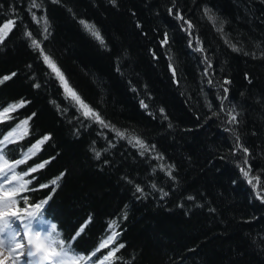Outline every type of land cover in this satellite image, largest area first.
<instances>
[{
	"label": "trees",
	"instance_id": "trees-1",
	"mask_svg": "<svg viewBox=\"0 0 264 264\" xmlns=\"http://www.w3.org/2000/svg\"><path fill=\"white\" fill-rule=\"evenodd\" d=\"M35 4L0 0V157L23 218L78 264H264V0Z\"/></svg>",
	"mask_w": 264,
	"mask_h": 264
},
{
	"label": "snow or ice",
	"instance_id": "snow-or-ice-1",
	"mask_svg": "<svg viewBox=\"0 0 264 264\" xmlns=\"http://www.w3.org/2000/svg\"><path fill=\"white\" fill-rule=\"evenodd\" d=\"M33 7H38V5L35 4V0H33ZM207 13V10H206ZM35 19V16L33 17ZM182 19V17H181ZM209 19H213L211 16H209ZM15 21L14 20H8L7 22L3 23L2 26H0V41H2L5 37V35L7 34L8 31L12 30V27L14 26ZM81 24L84 26V28L89 31L97 40L100 41L101 44L104 43L103 38L100 34V32L95 28L94 25L92 24H88L85 21H81ZM189 28L192 27V25L189 23L188 24ZM45 31H47V28H45ZM29 37H31V34L28 33ZM32 45L33 47L39 49L40 48V44L36 41V40H32ZM200 50V49H197ZM234 50H237L234 48ZM42 52V50H41ZM43 55V52H42ZM43 59L45 61L46 64H48V66L50 67V69L56 73L57 77L63 81L64 84V88H65V92L69 94V96L75 100L76 103L80 104L81 108L86 109V111L84 112V115L87 117L89 115H91L92 117H95L96 120H98L100 123H103L102 120H100L99 115L97 113H95L93 110H91L90 108H88V106L80 99V97L75 93L74 90L71 89V87L67 84V81L64 80L63 74L60 72V70L56 67L54 61L51 60V58L47 55H43ZM14 75V74H13ZM5 80L10 79V77H4ZM2 82V81H0ZM227 83V81H226ZM225 91H227V89H225ZM15 107V106H13ZM7 111H11V109H6ZM236 117L233 116L232 120H235ZM25 123H27V121H25ZM118 135H123L122 133H118ZM7 139V138H5ZM48 137H45L44 140H47ZM44 141H40V143H43ZM137 143L140 144V146L143 148L144 145L142 142L137 141ZM38 147V145L36 146ZM244 151L246 152L247 149H244ZM17 163H20L19 161ZM245 163H247V161H245ZM40 167H43V165H40ZM33 171H35V169H33ZM241 171L244 173L245 176L248 175V172L245 171L244 169H241ZM4 169L3 167H0V173H3ZM3 179L8 182L11 183V180H9L7 178V175L5 174V176L3 177ZM251 183V181H249ZM53 184L56 183V181L54 180L52 182ZM0 188H2V185H0ZM138 191H141L140 189H137ZM17 190L15 188H13L11 191L9 192H5V191H0V250H2L6 244L8 246V250L9 252H13L18 248H23L24 244L19 243L17 241V237L20 235L19 231L17 230V227H15L14 225L16 224V220H18L20 218V209L17 208L15 211L11 210V202L13 200V197L16 195ZM166 195V193H165ZM191 199V197H190ZM264 202V201H262ZM36 208H40L41 205H35ZM27 215L32 218L35 219L36 214L35 213H27ZM9 217H14L15 219L10 220ZM115 223V222H113ZM23 228H24V237L28 239V243L29 245H31V247H29L26 255L27 257H34L36 258L34 261H31L30 264H40L41 261H48V264H52V257H57L59 256V253L55 251V249L52 248V242H42L41 238H40V234L38 232L33 233L32 236H29V233L33 232V229L31 227V223H25L23 224ZM52 230L55 231V226H52ZM116 236V233H113L112 236L109 237L108 241H105L104 243H102L100 245L101 248L106 247L112 240H114ZM61 244L63 243L62 241L60 242ZM119 247H123V245H120ZM33 248L35 250H33ZM119 249H116L115 251H118ZM115 251L109 253L108 256H106L104 259H110L112 256L115 255ZM23 255V253H22ZM80 259H84V257H80ZM90 259V257H89ZM0 264H6V262L4 260H0Z\"/></svg>",
	"mask_w": 264,
	"mask_h": 264
},
{
	"label": "rangeland",
	"instance_id": "rangeland-1",
	"mask_svg": "<svg viewBox=\"0 0 264 264\" xmlns=\"http://www.w3.org/2000/svg\"><path fill=\"white\" fill-rule=\"evenodd\" d=\"M61 86L63 88V90L65 91L64 88V84L63 81H61ZM66 93V92H65ZM67 95H69L68 93H66ZM0 167H3L4 172L0 173V185H2V188H0V191H5V192H9L11 191L13 188H15L17 191H19L20 189H23L25 187V184L23 183H19V182H13V177L10 176V174L6 173V164L3 162L2 158H0ZM5 174L7 175V178L9 180H11V183L6 182L3 177L5 176ZM11 210L15 211V205L13 203V201L11 202ZM23 214L22 212H20V218L18 220H16V224L14 225L15 227H17V230L19 231L20 235L17 237V241H19V243H22L25 245L26 241L28 240L27 238L24 237V228H23V224L25 223H31V227L33 229L32 233H29V236H32L33 233L38 232L40 234V238L42 242H52V248L53 247V241L52 238L49 237L48 232H50V227L47 223L41 222L39 220H35V219H26L23 218V216L21 215ZM10 220L15 219L14 217H9ZM24 220H26V222H23ZM22 252H20L18 249L16 251L13 252H9L8 250V246L6 244V246L0 250V260H4L6 262V264H27V261H24L21 259V257H19V255L23 253L24 255V251H25V246L22 248ZM52 264H78V261H71L67 256L59 254V256L57 257H52ZM41 264H48V261H41Z\"/></svg>",
	"mask_w": 264,
	"mask_h": 264
},
{
	"label": "bare ground",
	"instance_id": "bare-ground-1",
	"mask_svg": "<svg viewBox=\"0 0 264 264\" xmlns=\"http://www.w3.org/2000/svg\"><path fill=\"white\" fill-rule=\"evenodd\" d=\"M18 242H19V241H18ZM16 250H17V249H16ZM16 250H15V251H16ZM18 250H19L20 252H22L23 249H22V248H18ZM19 257H21V259L24 261V263H25V261H27V258H26L24 255H21V254H20Z\"/></svg>",
	"mask_w": 264,
	"mask_h": 264
}]
</instances>
